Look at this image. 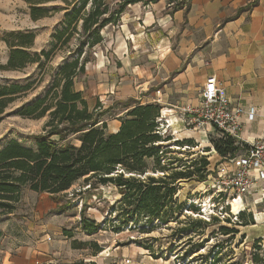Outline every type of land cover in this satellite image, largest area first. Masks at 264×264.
Masks as SVG:
<instances>
[{
	"label": "rangeland",
	"instance_id": "1",
	"mask_svg": "<svg viewBox=\"0 0 264 264\" xmlns=\"http://www.w3.org/2000/svg\"><path fill=\"white\" fill-rule=\"evenodd\" d=\"M112 1L115 3L119 0ZM149 1L143 0L142 3ZM164 1L168 5L167 13L182 9L188 4L187 0ZM49 7L58 10L47 18L33 21L29 7L23 0H0V83H32L26 97L14 102L1 116L0 150L13 139L27 147H34L32 136L43 132L47 117L25 118L16 111L26 102L43 97L56 75V68L65 60L76 58L75 50L82 40L78 34L72 37L67 46H59L52 60L43 67L35 64L22 71L2 69L9 57V49L2 40L7 32L34 31L36 40L32 52L55 48V36L63 29L66 11L61 1L51 3ZM129 10L130 6L121 16L118 25L108 26L102 31L103 42L89 51L85 74L77 80L76 88L84 92L91 110L98 103L103 110L117 104L112 112L116 115L105 117L109 132L120 128L121 122L117 117L125 114L123 106L129 99L142 104H160L163 107L160 121L164 138H172L164 143V147L170 149L164 162L168 163L171 159L186 160L185 156L191 147L177 146L175 142L192 140L196 147L191 152L199 157H207L209 168L216 170L223 161L213 145L219 135L212 127L193 122V116L184 112V109L200 103L201 91H196L194 87L189 92V102L185 104L180 99L183 94L181 92H174L172 101L167 104L159 102V97L163 94L161 78H157L152 87L145 83L152 80V74L160 76L158 62L162 55L160 50L164 47L161 42L170 35L157 28L139 26V20L136 21ZM169 38L174 46L175 36ZM122 45L125 46L124 50H121ZM204 65L207 66V61H204ZM242 153L240 151L238 155ZM176 164L180 165L179 162ZM211 173L206 182L185 181L180 184L176 203L184 205L179 215L182 223L171 222L168 226H160L158 222H154L152 228V225L146 227V219L140 222L137 229L133 225L130 229L131 226L119 227L116 224L118 217L115 209L121 195L113 184L88 189L81 180L70 190L55 196L25 189L19 202L14 205L13 213L0 214V257L35 249L37 252L34 253L31 264H75L80 261L95 264H264V240H260L256 246V241L250 242L242 238L241 225L233 218L232 207L226 206L227 196L217 198L218 184L214 179L216 173ZM154 176L158 178L162 174ZM223 207L224 216L220 212ZM81 211H84L87 220L99 225L97 231L84 230ZM250 211V207L246 208L243 221L250 214L254 215ZM200 220L211 221L210 226L201 228L191 223ZM221 227L237 229L239 234L222 235ZM175 228H186L189 231L187 234L196 233L201 236L194 235L192 244H188V238L181 235L171 237L172 229ZM141 229L148 233H142ZM203 241L201 249L182 258L187 249ZM144 245L151 246L154 254L145 250L142 247ZM98 249L100 252H97Z\"/></svg>",
	"mask_w": 264,
	"mask_h": 264
},
{
	"label": "trees",
	"instance_id": "2",
	"mask_svg": "<svg viewBox=\"0 0 264 264\" xmlns=\"http://www.w3.org/2000/svg\"><path fill=\"white\" fill-rule=\"evenodd\" d=\"M23 1L29 7L33 21L47 18L58 10L51 9V3H64L63 29L56 33L55 48L40 52H32L36 40L34 31L5 33L2 40L9 49V57L6 65L2 66L3 70L22 71L35 64L43 67L52 60L56 49L67 46L75 34L82 40L75 50L76 58L67 59L56 68V75L44 96L26 102L16 111L25 118L47 117V121L43 132L32 136L34 147H27L13 139L0 150V214L13 213L14 205L25 189L55 196L83 180L88 189L108 184L117 187L121 195L115 209L119 227L131 226L132 229L133 225L137 229L143 219H146L147 228L150 225L154 227V222L160 226H168L171 222L182 223L179 215L184 205L176 203L180 184L185 181L206 182L212 174L207 157L191 152L196 147L192 140L176 141L177 146L191 147L185 156L187 159L164 162V157L170 152L164 143L172 138H164L160 121L163 107L160 104H142L129 99L123 106L125 114L117 117L121 122L119 130L109 132L105 117L116 115L112 112L117 104L103 110L98 103L91 110L84 92L76 88L77 80L85 74L89 51L103 42L102 31L108 26L118 25L126 9L143 0H119L115 3L112 0ZM158 1L150 0L144 4ZM187 1L189 4L191 0ZM31 86L32 83H0V119L14 102L26 97ZM213 145L223 159L234 158L244 150L236 139L226 135H219ZM176 162L180 165L177 166ZM154 174L162 176L157 178ZM245 211L238 214L239 225L254 224L252 214L246 221L242 220ZM81 215L85 231L98 230L99 225L87 220L84 211ZM210 222L191 221L201 228L209 227ZM172 231L171 237L181 235L188 238V244H192L194 235L201 236L187 234L189 231L186 228ZM141 232L148 233L145 229ZM220 232L225 236L239 234L237 229L226 227H221ZM1 237L0 232V240ZM204 242L187 249L182 258L196 253ZM259 242L256 240L255 245L258 246ZM142 247L154 254L151 246ZM75 264L95 263L80 261Z\"/></svg>",
	"mask_w": 264,
	"mask_h": 264
},
{
	"label": "crops",
	"instance_id": "3",
	"mask_svg": "<svg viewBox=\"0 0 264 264\" xmlns=\"http://www.w3.org/2000/svg\"><path fill=\"white\" fill-rule=\"evenodd\" d=\"M167 7L164 0L130 6L131 16L139 20V26L157 28L174 35L176 41L173 46L170 36L163 38L160 76L152 74V80L145 84L152 87L160 77L163 94L159 102L167 104L174 92H181L180 99L185 104L191 97L189 92L194 87L202 91L206 78L214 75L233 102L258 111L252 122L244 119V138L254 141L264 136V0H191L171 13H167ZM249 207L254 224L241 226V234L250 242L264 240L261 186L249 197L246 208ZM36 252L32 249L9 257L1 255L0 264H31Z\"/></svg>",
	"mask_w": 264,
	"mask_h": 264
},
{
	"label": "built area",
	"instance_id": "4",
	"mask_svg": "<svg viewBox=\"0 0 264 264\" xmlns=\"http://www.w3.org/2000/svg\"><path fill=\"white\" fill-rule=\"evenodd\" d=\"M184 112L193 116V122L212 127L220 136H229L238 141L244 148L243 153L230 159L223 160L216 170L217 198H226V206L239 199L244 208L248 204L249 197L256 188L261 186L264 190V136L254 141H249L243 136L245 118L252 122L258 115L254 107L245 108L239 103L233 102L226 96L225 90L216 76H208L201 91V101L195 107H188ZM246 145V147H244ZM231 200V202H229ZM224 207L220 209L223 215ZM227 214L226 212H224ZM231 214L238 220V214ZM230 217V215H229Z\"/></svg>",
	"mask_w": 264,
	"mask_h": 264
},
{
	"label": "bare ground",
	"instance_id": "5",
	"mask_svg": "<svg viewBox=\"0 0 264 264\" xmlns=\"http://www.w3.org/2000/svg\"><path fill=\"white\" fill-rule=\"evenodd\" d=\"M119 129L114 130V132H117ZM199 203H202V201H198ZM232 212L237 215L243 211L244 205L243 202L239 199H236L234 202H231ZM202 207H204L202 205ZM207 207V203L205 204V208ZM206 211V209H205Z\"/></svg>",
	"mask_w": 264,
	"mask_h": 264
},
{
	"label": "water",
	"instance_id": "6",
	"mask_svg": "<svg viewBox=\"0 0 264 264\" xmlns=\"http://www.w3.org/2000/svg\"><path fill=\"white\" fill-rule=\"evenodd\" d=\"M133 176V175H132Z\"/></svg>",
	"mask_w": 264,
	"mask_h": 264
}]
</instances>
